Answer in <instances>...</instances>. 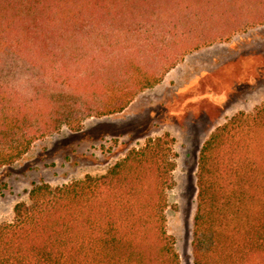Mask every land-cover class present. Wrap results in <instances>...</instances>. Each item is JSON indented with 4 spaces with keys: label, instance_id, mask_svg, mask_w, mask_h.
<instances>
[{
    "label": "trees",
    "instance_id": "obj_1",
    "mask_svg": "<svg viewBox=\"0 0 264 264\" xmlns=\"http://www.w3.org/2000/svg\"><path fill=\"white\" fill-rule=\"evenodd\" d=\"M262 23L264 0H0V167ZM172 143L150 137L104 174L34 184L0 224V264H180L165 212ZM192 250L194 264H264V103L200 149Z\"/></svg>",
    "mask_w": 264,
    "mask_h": 264
},
{
    "label": "rangeland",
    "instance_id": "obj_2",
    "mask_svg": "<svg viewBox=\"0 0 264 264\" xmlns=\"http://www.w3.org/2000/svg\"><path fill=\"white\" fill-rule=\"evenodd\" d=\"M262 103L264 23L186 54L123 111L87 118L78 131L63 127L36 140L16 162L0 167V224L13 219L15 204L28 201L34 184L57 186L104 174L131 148L170 133L175 167L166 191L167 230L180 264H194L200 149L231 116Z\"/></svg>",
    "mask_w": 264,
    "mask_h": 264
}]
</instances>
